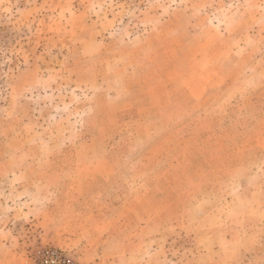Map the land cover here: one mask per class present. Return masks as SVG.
<instances>
[{
  "label": "rangeland",
  "instance_id": "rangeland-1",
  "mask_svg": "<svg viewBox=\"0 0 264 264\" xmlns=\"http://www.w3.org/2000/svg\"><path fill=\"white\" fill-rule=\"evenodd\" d=\"M264 264V0H0V264Z\"/></svg>",
  "mask_w": 264,
  "mask_h": 264
},
{
  "label": "built area",
  "instance_id": "built-area-1",
  "mask_svg": "<svg viewBox=\"0 0 264 264\" xmlns=\"http://www.w3.org/2000/svg\"><path fill=\"white\" fill-rule=\"evenodd\" d=\"M49 260L51 262L55 261L59 264H68L65 258L61 256V254L57 251H50L49 252Z\"/></svg>",
  "mask_w": 264,
  "mask_h": 264
}]
</instances>
